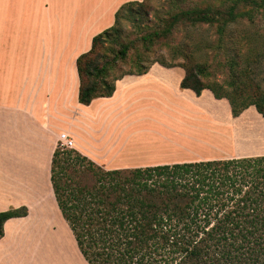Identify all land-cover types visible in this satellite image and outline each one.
Listing matches in <instances>:
<instances>
[{
    "label": "crops",
    "instance_id": "0c3cea01",
    "mask_svg": "<svg viewBox=\"0 0 264 264\" xmlns=\"http://www.w3.org/2000/svg\"><path fill=\"white\" fill-rule=\"evenodd\" d=\"M142 1L0 0V212L28 209V216L4 224L0 264H88L53 191L52 159L62 134L106 170L174 165L198 162L201 130L189 135L183 127H202V108L210 112L202 132L216 117L210 106L231 113L227 100L181 89L185 73L158 64L118 80L112 97L79 103L78 58L115 24L124 4ZM149 134H156L159 153H130Z\"/></svg>",
    "mask_w": 264,
    "mask_h": 264
},
{
    "label": "trees",
    "instance_id": "16d2710c",
    "mask_svg": "<svg viewBox=\"0 0 264 264\" xmlns=\"http://www.w3.org/2000/svg\"><path fill=\"white\" fill-rule=\"evenodd\" d=\"M149 2L124 4L115 24L94 37L92 49L78 58L79 103L112 97L118 80L144 75L158 63L185 70L181 89L198 97L209 90L215 99L228 100L233 118L250 107L264 118V88L255 79L249 78L257 86L253 92L250 85L212 81L208 66L194 61L193 54H183V63L160 59L135 73L111 77L129 47L123 46L116 60L101 64L97 46L120 33L123 13L138 15L133 7L142 9ZM237 16V4L227 10L190 8L173 15L168 27L154 36H170L186 24L216 26L223 36ZM144 40L153 42L152 37ZM72 153L80 161L67 172L57 147L51 181L62 217L88 264H264V156L106 170L76 150L67 154ZM26 216V207L0 212V239L8 220Z\"/></svg>",
    "mask_w": 264,
    "mask_h": 264
},
{
    "label": "rangeland",
    "instance_id": "374dc122",
    "mask_svg": "<svg viewBox=\"0 0 264 264\" xmlns=\"http://www.w3.org/2000/svg\"><path fill=\"white\" fill-rule=\"evenodd\" d=\"M223 1L150 0L148 5L142 9L134 6L133 9L138 15L134 13L131 16L123 13L124 19L119 25L120 33L106 37L104 44L97 46L95 54L101 57L100 63L102 64L116 60L115 57L119 50L123 46L129 47L126 57L119 58L116 66L111 69L110 75L113 78L135 73L160 59L168 63L172 61L175 64L183 63V54L187 53L194 55V61L205 63L208 66L212 81L227 85L234 82L250 85L249 78L252 77L255 79V84L259 83L264 88V1L257 0L258 4L255 6L243 4L239 0ZM234 4H237L238 16L235 21L228 23L223 36L217 33L216 26L188 24L177 26L170 36H163L159 39L154 36L155 32H162L166 29L171 22V17L180 11L206 7L227 10ZM150 37L153 42L144 40ZM155 64L158 63L153 65ZM173 68L177 69L180 76L181 73H185L182 67ZM169 81H171L170 77ZM257 86H251L250 90L255 91ZM186 105L185 102V107ZM210 111L212 114L216 113V117L208 122L209 132H202L206 129L205 117L210 114L206 108H202L198 119L202 127H196L194 124L190 127H183L184 132L189 135L195 131L200 133L201 130L200 134L203 137L200 138L199 149H196L200 154L196 158L197 161L264 156V118L257 114L255 107L245 110L237 118H233L232 114L226 112L221 105L215 109L210 106ZM164 118L176 129L183 126L180 124L178 127L174 120L166 116ZM156 134L159 136L158 133ZM156 134H149L150 138L147 141L146 138L143 139L144 141L135 140L134 145H131L130 153L135 152L136 155L144 152L159 153L161 146L156 139ZM140 137H146V135ZM137 142L141 143L143 148L136 145ZM58 148L64 153L60 156V164L67 172H70L69 166L72 167V164H76L80 159L75 153L68 155V151H74V149H66L61 142Z\"/></svg>",
    "mask_w": 264,
    "mask_h": 264
},
{
    "label": "built area",
    "instance_id": "2783aa9c",
    "mask_svg": "<svg viewBox=\"0 0 264 264\" xmlns=\"http://www.w3.org/2000/svg\"><path fill=\"white\" fill-rule=\"evenodd\" d=\"M60 142L66 149L75 148L74 141L67 134H62L60 136Z\"/></svg>",
    "mask_w": 264,
    "mask_h": 264
}]
</instances>
